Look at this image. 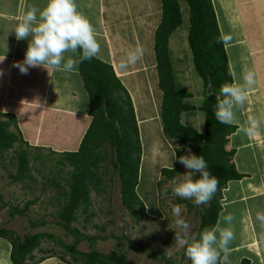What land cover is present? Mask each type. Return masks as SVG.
Instances as JSON below:
<instances>
[{
    "label": "trees",
    "instance_id": "trees-1",
    "mask_svg": "<svg viewBox=\"0 0 264 264\" xmlns=\"http://www.w3.org/2000/svg\"><path fill=\"white\" fill-rule=\"evenodd\" d=\"M160 1L162 17L154 35V53L158 87L163 95L160 111L162 134L167 140L194 149L195 155H201L205 159L208 164L207 170L219 181L215 195L198 211L199 224L196 234H199L204 228H210L217 223L219 213L222 211V191L227 183L246 177L234 168L232 157L235 151H228L225 148L228 138L236 132L237 126L217 121L214 115L216 95L211 94L218 93L222 84L232 83L233 76L230 75L228 58L211 0H187L190 22L187 41L192 53L193 66L202 78L204 88L208 80L211 81L212 86L208 94L203 89V100L198 109L204 116L203 131L198 132L194 127L180 122V115L183 112L195 109L194 106L183 102L192 95L176 88L175 74L169 56L168 38L181 24V13L175 0ZM78 75L88 95V113L91 122L77 150L64 151L57 159V164L61 167H71L69 178L66 180L67 200L63 204L58 203L61 206L57 210L56 217L65 235H71L73 241L64 243L43 232L19 235L11 229L0 226V239L5 240L9 245L10 264H37L45 260L47 257L37 258L36 252L47 253V250L40 247L41 241L46 237L56 240L62 251L70 255L69 260L59 256L63 263L78 264L81 260L84 264H128L123 253L112 251L109 254H102L95 249L88 252L79 251L78 244L82 241L92 244L96 237L82 233L71 225L77 220L79 212L87 215L86 220L89 218V193L94 191L100 194L103 191V177L108 162L117 173L123 207L136 223L148 218L147 207L138 194L142 146L130 95L115 75L112 66L96 57L80 63ZM0 116L2 117L3 113H0ZM14 121L16 120L13 115H10L7 121L0 120V159L18 143L19 148L13 151V159L15 158L16 162L15 173L10 176L13 182H17L30 179L31 175L30 160L22 147V145L26 146L27 142L8 130ZM178 169V163L175 161L172 169L162 167L160 175L170 181ZM163 192L167 193V189H163ZM5 205L7 203L2 201L0 195V210ZM27 206L28 204L23 209L10 206V216L24 215ZM187 264H191L188 257ZM239 264H250V261L243 258Z\"/></svg>",
    "mask_w": 264,
    "mask_h": 264
},
{
    "label": "crops",
    "instance_id": "crops-1",
    "mask_svg": "<svg viewBox=\"0 0 264 264\" xmlns=\"http://www.w3.org/2000/svg\"><path fill=\"white\" fill-rule=\"evenodd\" d=\"M45 2L46 0H0V56L6 57L0 63V70L3 71L0 76V113L14 115L19 127L29 126L32 131L25 127L23 137L30 135V141L34 145L53 144L54 148L63 149L71 143L72 146L77 144L78 148L91 122L88 95L78 73L59 72L51 68L46 71L36 67L30 68L25 75L13 67L14 62L23 61L28 41H17L10 30L20 21L29 6L42 8ZM76 3L96 30L101 46L96 58L112 66L115 75L128 91L138 127L144 125L149 133L154 123L159 121L162 132L160 111L163 95L158 87L154 53V35L162 15L160 0H76ZM211 3L222 40L226 36L231 37L227 44L223 43L224 47H240L239 54L236 55L243 64L242 70L255 73L254 87L260 85V79L264 84V74L258 75L259 67L255 62V59L259 62L260 57H264V0H211ZM187 26L184 20L183 29ZM177 31L168 39V47L176 39ZM252 34L256 37L253 40ZM135 47L143 48L142 58L127 71L118 70L120 59ZM261 61L260 59L258 64L260 66ZM230 69L232 71L231 67ZM236 81H240L239 78ZM261 89L258 86L254 90L255 94L262 92ZM255 104L256 116L264 120V104L262 110V106L258 105L261 101L257 100ZM243 115L244 113H239L242 122ZM200 125L201 123L199 127ZM236 126V132L230 137L237 139L226 150L235 151L232 157L234 168L246 177L228 182L223 190L225 196L222 205H231L230 213L241 225L239 230L234 228L236 238L247 231L252 238L248 241L253 242L244 244V251V247L240 249L242 246L232 245L231 248L237 254L233 257L235 261L233 258L231 261L239 264L244 257L249 259L250 264H264V223L257 219L258 213L264 214V127L258 136L244 133L240 139L237 137L239 126ZM247 149L250 152L243 154L252 161L250 164L253 165L257 159L260 161L259 167L251 172L235 165V158ZM253 173L259 176H253ZM230 190H233L231 196ZM237 204L243 208L237 209ZM228 259L230 260V256Z\"/></svg>",
    "mask_w": 264,
    "mask_h": 264
},
{
    "label": "rangeland",
    "instance_id": "rangeland-1",
    "mask_svg": "<svg viewBox=\"0 0 264 264\" xmlns=\"http://www.w3.org/2000/svg\"><path fill=\"white\" fill-rule=\"evenodd\" d=\"M181 2L184 5L185 0H181ZM184 15L187 16V10H184ZM175 34L176 39L169 47V56L175 74L176 88L190 93L192 96L184 99L183 102L195 107L191 112H183L180 115V122L186 126H195L202 132L204 129V123L202 124L204 116L198 109L203 100L204 83L194 69L192 53L186 40V30L183 31V27H181ZM251 37L252 40L256 38L255 34H252ZM176 40L178 42H175ZM239 51L240 47L225 48L228 64L232 68L231 72L234 73V80L238 78L240 80L242 73L246 72L242 70L243 64L239 62V57L236 55L239 54ZM260 59L262 60L261 66L258 65L260 64ZM260 59L259 62L255 59L256 66L259 67L257 69L259 76L264 74V57L261 56ZM244 67L246 69V62ZM258 86L262 88V92L255 94L254 90L258 89ZM263 97L264 84H262L260 79V85L257 84V87L252 89L247 103L239 112L244 113V121L249 116H255L259 119L256 116L257 111L254 112L256 110L254 105H257L255 103L259 100L261 104L258 105L262 106L264 104ZM260 109L262 110L263 106ZM9 116L8 113H5L2 117L0 116V120L7 121ZM240 120L242 121V119ZM200 123L201 129L199 127ZM25 127L32 131L29 126L19 127L16 121L10 124L8 130L21 136L24 142H27V145H22V147L30 160L31 178L17 182H13L10 178L15 173L16 162L15 158L13 159V151L19 148L18 143H16L0 159V195L2 201L5 204L7 203L0 210V226L11 229L19 235H33L36 232H43L52 235L58 241L71 243L73 237L68 234L65 235V231L58 224L56 217L57 210L61 206L58 203L63 204L67 200L68 186L66 180L69 178L71 167H61L57 164V159L60 153L64 151L76 150L77 144L72 146L69 143L63 149L54 148L53 144L48 146L34 145L30 141V135L26 136V138L23 137ZM138 129L142 146L138 194L147 207L148 218L136 223L123 207L117 173L108 162L106 164L107 171L103 177V191L100 194H96L94 191L89 193V218L86 220L87 215L79 212L77 220L71 224L72 227H76L80 232L96 237V240L92 244L88 241H82L78 244L77 249L83 252L95 249L102 254H109L112 251L123 253L128 264H187L185 250L178 247L174 240V235L179 229L174 222L176 217L172 214V207L173 205H181L182 218L190 225V231L196 233L199 224L198 211L206 204L196 205L192 200H186L175 195L172 181L177 177V174H184L186 169L177 160L172 159L171 156L175 150L177 157L187 154L186 149H190L191 153L195 155V150L181 143L165 139L160 130L159 121L154 123L149 133L144 129V125H139ZM238 133L237 137L241 139L244 133L239 130ZM234 139L237 138L235 137ZM234 139L232 137L228 138L225 148L229 149L228 145L230 146ZM244 152L248 153L250 150L242 151L235 158V165L239 166L241 170L248 169L250 172L252 169L258 168L260 161L255 159L257 166L255 163L253 165L250 164L252 161L246 158L245 154H243ZM253 152L255 153L254 149ZM36 156H41V158H35ZM175 161H177L179 167L176 175L170 181L165 180L160 175L159 167H170V164L173 167ZM253 176L259 175L253 173ZM231 186L229 185V187ZM163 189H167V193L163 192ZM233 190H230L229 196L232 195ZM222 195L225 196L223 191ZM26 204L28 206L24 211V215L10 216V206L23 209ZM237 205L235 206L237 209L241 210L243 208L239 204ZM240 205H243V203H240ZM230 209V204L223 203L222 212L219 213L218 220H220L222 214L230 213ZM237 221L235 217L233 225L236 230H239L241 225ZM249 239L252 238L249 237L247 231H244L243 235L233 240L229 246L228 258L230 256V260L228 259V264H233L231 259L237 254H235L234 251L236 250H233L231 246L240 245L242 247L239 248L242 249L244 244L247 245L252 241H248ZM40 247L47 250V253L36 252V257L47 258L37 264H67L63 263L59 256H63L66 260L71 259L70 255L62 251L54 239L44 238ZM244 249L245 247L242 250L244 251ZM8 252L9 245L5 240L0 239V264H10ZM53 252L54 254H52ZM221 255H224V253H221ZM78 264H84V261L80 260Z\"/></svg>",
    "mask_w": 264,
    "mask_h": 264
},
{
    "label": "clouds",
    "instance_id": "clouds-1",
    "mask_svg": "<svg viewBox=\"0 0 264 264\" xmlns=\"http://www.w3.org/2000/svg\"><path fill=\"white\" fill-rule=\"evenodd\" d=\"M175 2L181 13V24L174 31L179 30L185 20L188 26L183 30H186L187 40L190 28L189 6L187 0L184 5L181 0ZM184 10H187V16L184 15ZM10 31L17 41H28L23 61L13 63V67L25 75L30 68L36 67L46 71L51 68L59 72L78 73L79 64L96 57L101 50L96 30L89 18L78 9L76 0H46L42 8L31 5ZM230 40L231 37L226 36L222 43L227 44ZM142 56L143 48L135 47L120 59L118 70L127 71ZM5 59L4 55L0 56V63ZM2 75L3 71L0 70V76ZM230 75L234 73L230 72ZM255 84L256 75L249 70L242 73L240 81L224 83L218 93H211L216 95L214 115L217 121L226 125H238L239 131L249 136L260 135L264 120L249 116L242 122L238 115ZM185 151L187 154L179 157L176 156V150L172 152L171 158L186 169L184 174H177L173 179V191L176 196L192 200L196 205L206 204L218 190L219 181L207 170L208 164L201 155L192 154L190 149ZM170 167L172 169L171 164ZM181 211V205H173L172 214L176 217L174 222L179 229L174 240L178 247L185 250L191 264H228L229 246L236 238L233 225L235 216L232 213L222 214L214 226L206 227L196 234L190 231V225L182 218ZM257 219L264 223V214L258 213ZM221 253H224L223 257Z\"/></svg>",
    "mask_w": 264,
    "mask_h": 264
},
{
    "label": "water",
    "instance_id": "water-1",
    "mask_svg": "<svg viewBox=\"0 0 264 264\" xmlns=\"http://www.w3.org/2000/svg\"><path fill=\"white\" fill-rule=\"evenodd\" d=\"M211 86H212V83H211L210 80H208V83H207V85H206V87H205V93H206V94L209 93V89L211 88Z\"/></svg>",
    "mask_w": 264,
    "mask_h": 264
},
{
    "label": "bare ground",
    "instance_id": "bare-ground-1",
    "mask_svg": "<svg viewBox=\"0 0 264 264\" xmlns=\"http://www.w3.org/2000/svg\"><path fill=\"white\" fill-rule=\"evenodd\" d=\"M158 7V6H157Z\"/></svg>",
    "mask_w": 264,
    "mask_h": 264
}]
</instances>
